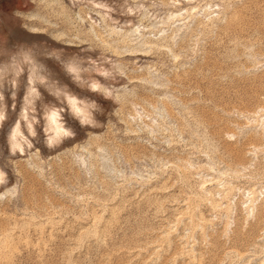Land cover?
<instances>
[{
	"label": "rangeland",
	"instance_id": "rangeland-1",
	"mask_svg": "<svg viewBox=\"0 0 264 264\" xmlns=\"http://www.w3.org/2000/svg\"><path fill=\"white\" fill-rule=\"evenodd\" d=\"M0 264H264V0H0Z\"/></svg>",
	"mask_w": 264,
	"mask_h": 264
}]
</instances>
